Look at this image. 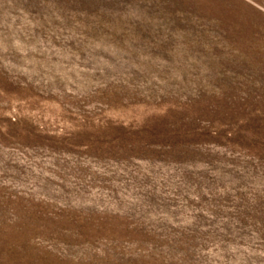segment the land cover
<instances>
[{"label": "rangeland", "instance_id": "1", "mask_svg": "<svg viewBox=\"0 0 264 264\" xmlns=\"http://www.w3.org/2000/svg\"><path fill=\"white\" fill-rule=\"evenodd\" d=\"M0 264H264V0H0Z\"/></svg>", "mask_w": 264, "mask_h": 264}]
</instances>
